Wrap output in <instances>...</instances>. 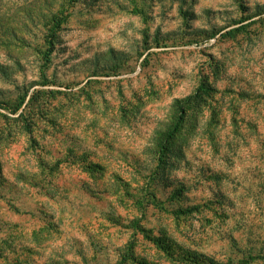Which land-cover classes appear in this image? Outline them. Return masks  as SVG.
Wrapping results in <instances>:
<instances>
[{
  "label": "rangeland",
  "instance_id": "374dc122",
  "mask_svg": "<svg viewBox=\"0 0 264 264\" xmlns=\"http://www.w3.org/2000/svg\"><path fill=\"white\" fill-rule=\"evenodd\" d=\"M263 12L0 0V264H264Z\"/></svg>",
  "mask_w": 264,
  "mask_h": 264
},
{
  "label": "trees",
  "instance_id": "16d2710c",
  "mask_svg": "<svg viewBox=\"0 0 264 264\" xmlns=\"http://www.w3.org/2000/svg\"><path fill=\"white\" fill-rule=\"evenodd\" d=\"M251 18L252 17H250L249 19L251 20ZM253 21H254V23L256 21L257 22H264V18L263 19H260V20H251L247 24H245V23L244 24H241V25H239V26H237V27H235V28H233L231 30H228L226 32V35H229V34H237L240 31L246 30L249 27V25H251L250 23H252ZM243 22H244V20H241L239 23H243ZM49 43L52 45L53 42L50 41ZM175 102H176V105H177L180 102V100L179 99L178 100L176 99ZM181 107L183 108V106H180V108ZM182 114H184V110L182 111V109H181V115H179L177 121L174 122L169 127V129H167V132L166 133L168 135V140H166V138L165 139L164 138H161L158 141V144L160 145V148L159 149H160L161 152H164V150H168L169 145L176 138L178 132L181 131L182 128L184 127V124H185V121L184 120L185 119H184V116ZM194 262L197 263V264L201 263V262H197V261H194Z\"/></svg>",
  "mask_w": 264,
  "mask_h": 264
}]
</instances>
